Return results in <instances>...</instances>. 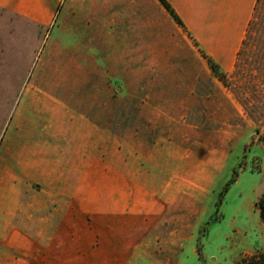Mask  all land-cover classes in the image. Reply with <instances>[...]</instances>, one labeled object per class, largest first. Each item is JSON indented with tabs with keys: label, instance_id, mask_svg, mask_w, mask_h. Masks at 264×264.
<instances>
[{
	"label": "rangeland",
	"instance_id": "obj_1",
	"mask_svg": "<svg viewBox=\"0 0 264 264\" xmlns=\"http://www.w3.org/2000/svg\"><path fill=\"white\" fill-rule=\"evenodd\" d=\"M183 24L159 0L0 9V264L261 263L264 12L220 75Z\"/></svg>",
	"mask_w": 264,
	"mask_h": 264
},
{
	"label": "crops",
	"instance_id": "obj_2",
	"mask_svg": "<svg viewBox=\"0 0 264 264\" xmlns=\"http://www.w3.org/2000/svg\"><path fill=\"white\" fill-rule=\"evenodd\" d=\"M63 0H0V9L49 26ZM199 46L225 71L238 62L255 16L264 0H170ZM262 34V33H261Z\"/></svg>",
	"mask_w": 264,
	"mask_h": 264
},
{
	"label": "trees",
	"instance_id": "obj_3",
	"mask_svg": "<svg viewBox=\"0 0 264 264\" xmlns=\"http://www.w3.org/2000/svg\"><path fill=\"white\" fill-rule=\"evenodd\" d=\"M161 2V4L164 6V8L169 12V14L171 15V17L176 21V23L181 26L184 27V24L182 22V20L180 19V17L178 16V14L176 13V11L174 10V8L172 7V5L167 1V0H159ZM205 58L208 61L209 66L211 67V69H213V71L220 75L222 74V70L221 67L209 56H205ZM257 208L258 211L260 213V218L264 224V197L258 202L257 204ZM260 264H264V258L260 257Z\"/></svg>",
	"mask_w": 264,
	"mask_h": 264
}]
</instances>
